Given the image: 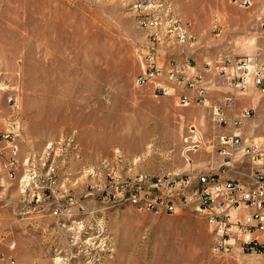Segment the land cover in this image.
Here are the masks:
<instances>
[{"label":"rangeland","instance_id":"1","mask_svg":"<svg viewBox=\"0 0 264 264\" xmlns=\"http://www.w3.org/2000/svg\"><path fill=\"white\" fill-rule=\"evenodd\" d=\"M134 1L0 0V132L19 123L17 177L33 157L56 179L40 205L24 210L19 177L3 170L0 251L16 264H264V255H214L208 221L191 208L154 215L102 203L97 188L108 169L117 170L114 183L125 174L185 171L187 157L220 170L219 138L233 132L214 119L223 102L185 107L156 96L150 83L135 84L146 35L135 27ZM161 2L207 38L210 55L242 32L222 26L219 13L257 11L264 23V0L249 8L230 0ZM194 140L199 148L185 156ZM57 206L59 215H47ZM15 220L30 223L22 256L9 249Z\"/></svg>","mask_w":264,"mask_h":264},{"label":"built area","instance_id":"2","mask_svg":"<svg viewBox=\"0 0 264 264\" xmlns=\"http://www.w3.org/2000/svg\"><path fill=\"white\" fill-rule=\"evenodd\" d=\"M241 8H249L251 0H230ZM161 0H136L130 5L136 29L146 35L144 43L143 72L135 79L137 86H144L160 73V61L169 66L168 85H157L154 94L159 97L176 96L181 106L207 104L206 90L201 73L185 72L191 69V54L195 38L191 24L183 22L175 12ZM219 29L215 25L214 30ZM206 70L214 71L222 81L233 89L244 91L254 88L264 95V62L258 56L231 57L215 55L204 61ZM188 88L195 91L192 99L177 93V89ZM231 98L219 107H213L215 121L219 125L228 123L224 109L230 107ZM250 115L244 110L242 117ZM240 121L233 123L234 127ZM20 126L16 120L9 121L0 132V183L3 170L10 179H16L19 165L18 137ZM218 155L220 170L213 172L194 166L187 157L189 167L185 171H168L160 174L141 172L140 178L125 174L124 185H114L117 170L108 169L106 182L97 188L102 195V203L109 206H132L138 211L154 215H175L191 208L204 216L212 233V253L216 256L236 257L240 255H264V137L243 141L234 132L223 133L220 138ZM199 148L197 140L189 142L183 149L188 156ZM122 158L119 162L122 163ZM1 161L5 164L1 166ZM247 161L249 170L240 179L226 177L235 162ZM129 165V163H126ZM130 167V166H128ZM229 173V172H228ZM227 173V174H228ZM28 174L26 191L17 206L24 210L40 205L45 197V185L55 184L54 174L41 173L33 157L30 165H23V173ZM50 209V207H49ZM40 211H45L42 208ZM52 215L61 213V207L52 208ZM15 248L14 243L9 249ZM0 264H16L15 258L0 251Z\"/></svg>","mask_w":264,"mask_h":264},{"label":"crops","instance_id":"3","mask_svg":"<svg viewBox=\"0 0 264 264\" xmlns=\"http://www.w3.org/2000/svg\"><path fill=\"white\" fill-rule=\"evenodd\" d=\"M258 1V0H254ZM253 4V0H251ZM234 13H219L217 16L218 22L222 26H226L233 29L241 30V34L237 36L230 37L228 41L224 42L225 37L217 49V53L210 55V51L207 48V38L203 37L199 39V32L195 30L193 25L191 26L192 33L195 38V43L190 50L191 54V69H187L185 72L189 75L192 71L195 73H201L203 78L204 88L206 90L207 104L211 103L214 106L220 102H223L227 98H231L233 104L230 107L224 109L225 117L229 124H233L235 121H240L238 127H234L233 132L240 136L243 141L264 137L261 136L262 130H264V96L260 95L258 91L254 88H248L244 91L235 90L232 87L227 86L222 79L214 71L206 70L204 67V61L210 59L212 56H231V57H244V56H258L260 60L264 62V23L259 25V15L257 11L250 14H244L242 11L238 15H228ZM261 27V31L259 30ZM253 30L254 32H251ZM198 36V38H197ZM198 39V40H197ZM201 44V50L198 49V44ZM228 42V45L226 43ZM232 43V44H229ZM233 45V46H232ZM169 66L167 61H160V73L159 75L151 80L149 83L153 90L157 85H168L171 86L172 83L168 80ZM177 93L190 96L192 99L195 97V91L188 88H181L176 90ZM174 97L177 101L178 98ZM197 105L194 101L191 105ZM244 110H249L250 115L243 118L242 113ZM255 111V112H254ZM230 132V131H228ZM194 166L204 170H211L213 172H218V163H206L197 164L195 162ZM186 170V169H185ZM249 163L247 161H237L234 163L230 171H226V177L231 179H240L243 175L248 172ZM48 212V213H47ZM47 215L53 216L47 211ZM54 217V216H53ZM30 223L26 221L15 220L14 234L12 233V239L16 247V254L19 253L22 256L24 251V234L28 233L27 225ZM56 225V224H55ZM57 226H59L57 224ZM29 239H26L28 242ZM17 256V255H16ZM24 257L26 255H23Z\"/></svg>","mask_w":264,"mask_h":264},{"label":"bare ground","instance_id":"4","mask_svg":"<svg viewBox=\"0 0 264 264\" xmlns=\"http://www.w3.org/2000/svg\"><path fill=\"white\" fill-rule=\"evenodd\" d=\"M23 165H30V160L27 159V160L23 163ZM140 174H141V173L136 174L135 176H133V177H131V178H140ZM117 178H119V177H117ZM21 181H28V174H24V176L21 178ZM124 184H125V179L116 180L115 183H114V185H124ZM19 185H20V186L22 187V189H23V190H21V191L25 192V191H26V183H20Z\"/></svg>","mask_w":264,"mask_h":264}]
</instances>
